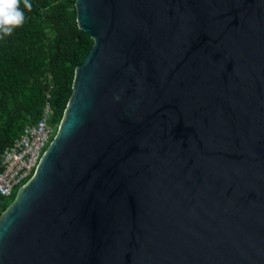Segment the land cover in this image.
Masks as SVG:
<instances>
[{"label": "water", "instance_id": "obj_1", "mask_svg": "<svg viewBox=\"0 0 264 264\" xmlns=\"http://www.w3.org/2000/svg\"><path fill=\"white\" fill-rule=\"evenodd\" d=\"M94 40L0 264H264V0H75Z\"/></svg>", "mask_w": 264, "mask_h": 264}, {"label": "trees", "instance_id": "obj_2", "mask_svg": "<svg viewBox=\"0 0 264 264\" xmlns=\"http://www.w3.org/2000/svg\"><path fill=\"white\" fill-rule=\"evenodd\" d=\"M94 40L78 26L75 0H0V153L46 100L59 124L75 68ZM16 192L1 204L0 214Z\"/></svg>", "mask_w": 264, "mask_h": 264}, {"label": "built area", "instance_id": "obj_3", "mask_svg": "<svg viewBox=\"0 0 264 264\" xmlns=\"http://www.w3.org/2000/svg\"><path fill=\"white\" fill-rule=\"evenodd\" d=\"M49 96L47 92L39 119L25 124L20 134L0 153V209L1 204L33 176L41 156L57 131L59 124L51 120L53 110Z\"/></svg>", "mask_w": 264, "mask_h": 264}, {"label": "rangeland", "instance_id": "obj_4", "mask_svg": "<svg viewBox=\"0 0 264 264\" xmlns=\"http://www.w3.org/2000/svg\"><path fill=\"white\" fill-rule=\"evenodd\" d=\"M7 200V199H6Z\"/></svg>", "mask_w": 264, "mask_h": 264}]
</instances>
